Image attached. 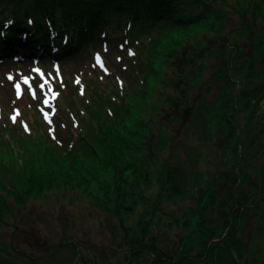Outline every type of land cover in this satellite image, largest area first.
Instances as JSON below:
<instances>
[{"label":"rangeland","instance_id":"374dc122","mask_svg":"<svg viewBox=\"0 0 264 264\" xmlns=\"http://www.w3.org/2000/svg\"><path fill=\"white\" fill-rule=\"evenodd\" d=\"M214 4L225 13L230 24L239 23L232 7L229 11L222 7L225 4ZM258 16L252 33L264 24ZM159 23L154 20L149 26H160ZM130 27L117 32L118 38L125 36L123 40L105 41L98 37L68 57L57 58L50 48L46 50L49 56L41 61L30 56H25V62L19 57L15 60L11 53L0 58V147L12 149V152L0 151L1 168L37 169L49 163L46 162L51 160L49 156L31 160L23 152L24 144L29 146V155H35L36 146L43 143V138L53 151L71 154L68 150L71 138L76 139L75 126L84 113L80 111L78 117L77 111L84 107L90 110L89 104L95 106L97 102L90 100L93 98H100L99 104L112 106L117 99L130 96L133 102L124 122L132 126L118 122L119 134L138 144L136 149L123 151L122 160H115L123 167L118 170L120 173L113 164L112 169L106 167L107 170L94 172L80 184L83 187L52 185L39 197L29 196L23 203L12 202V195L1 190L7 199L0 208L4 219L0 222V228H4L0 237L5 236L3 242L12 241L13 246L30 258L19 259L18 264H145L150 259L147 254L129 258L133 246L126 236L152 241L157 248L173 253L190 228L198 225L214 228L219 218L224 220L227 216L230 227L232 215L238 210L234 176L236 173L238 179L239 164L234 166V152L231 147L226 148L215 118L183 124L186 109L205 108L217 94L206 88L205 83L196 88L192 86L193 80L183 83L179 77L170 78L171 65L176 60L173 56L164 60L165 56L156 50L157 43L151 48L148 71L152 82L139 92L135 71L142 63L135 60V54L142 52L145 44L134 43L139 38L136 33L139 29L135 24ZM241 35L231 34L229 40H236L243 48L249 47L245 45H249L251 38ZM188 43L179 41L175 46L179 55L184 54L178 59L183 64L190 61L184 59ZM212 67V63L205 65V77L201 81L205 82L213 72ZM61 139L62 147L58 143ZM92 163L89 161L87 167H92ZM171 163L180 164L192 175L185 194L180 196L162 194L164 169ZM134 167L138 169L136 172ZM241 192L248 196L245 184ZM127 203L132 205L130 211L122 208ZM245 203L253 206L250 210L243 207L239 210L240 215L243 212L240 227L245 232L244 239L251 240L253 245L260 242L253 232L256 227L253 207L259 204L254 205L253 195ZM5 231L13 239L9 240ZM60 242L65 244L57 250ZM49 255L51 259L46 261ZM241 264H247L245 258Z\"/></svg>","mask_w":264,"mask_h":264},{"label":"trees","instance_id":"16d2710c","mask_svg":"<svg viewBox=\"0 0 264 264\" xmlns=\"http://www.w3.org/2000/svg\"><path fill=\"white\" fill-rule=\"evenodd\" d=\"M214 3L225 4L222 7L226 10L232 7L239 23L236 26L230 24L229 18ZM256 16L264 21V0H234V3L227 0H0V58L11 53L41 61L49 56L46 50L50 48L53 56L68 57L98 37L105 41L117 40V32L135 24L139 38L134 43L145 44L144 50L135 54V60L142 63L135 71L139 92L152 82L148 79V71L152 62L151 48L155 43L156 50L165 56L164 60L172 56L176 60L173 67L171 65L173 73L170 78L179 77L183 83L193 80L192 86L196 88L205 83L206 88L216 92L205 108L186 109L183 124L194 119L209 121L215 118L220 124L226 148L231 147L234 152V166L237 162L239 164L238 179L236 173L234 176L238 210L232 215L229 229L228 216L224 220L219 218L214 228L208 225L190 228L173 253L157 248L152 241L126 236L133 246L129 252L131 260L147 254L150 259L145 264H241L243 258L247 264H264V24L252 33ZM154 20L160 21V26H149ZM241 33L243 37L251 38L249 45H245L249 47L243 48L236 40H229L231 34ZM131 37L133 39V34ZM119 39L123 40L125 36ZM210 39V45L204 47ZM179 41L189 42L184 59L190 61L186 64L178 60L184 56L175 48ZM193 56L197 59H192ZM208 63L213 64V72L204 82L201 79L205 77L204 67ZM186 88L191 91L189 85ZM99 99H90L97 102L95 106L89 104L90 110L84 107L77 111L78 117L80 111L84 113L75 126L76 139L71 138V148L68 149L71 154L53 151L43 138L46 145L36 146L35 155H29V146L24 144L23 152L31 160L49 156L51 160L46 161L49 163L37 169L0 167V208L7 194L12 195V202L23 203L29 196L39 197L45 188H53L52 185L83 187L80 184L91 178L94 172L107 170L106 167L113 164L114 170L120 173L118 170L123 167L115 160H122L125 157L123 151L138 146L132 138L129 140L119 134L118 127V122L125 123L133 101L130 96H124L110 106L99 104ZM124 125L132 126L127 122ZM135 129L132 127V131ZM58 143L61 146L62 139ZM0 148L1 152L12 150L9 147L5 150L4 146ZM89 161L94 162L90 168L87 167ZM136 168H133L135 172ZM191 180L192 175L180 164H167L161 180L162 194L183 195ZM244 184L248 196L253 195L256 200L254 205L259 204V207H253L256 211L253 232L260 242L253 245L251 240L244 239L245 232L240 227L243 212L240 215L239 210L242 207L250 210L253 206L245 203L248 196L241 192ZM131 207L130 203L122 206L127 211ZM2 220L0 214V222ZM0 229L1 232L4 228ZM6 233L9 240L13 239L9 232ZM4 238L0 237V264H18L19 259H30L13 246L12 241L3 242ZM62 244L65 243L60 242L56 249H61ZM49 259L51 255L46 261Z\"/></svg>","mask_w":264,"mask_h":264},{"label":"bare ground","instance_id":"6f19581e","mask_svg":"<svg viewBox=\"0 0 264 264\" xmlns=\"http://www.w3.org/2000/svg\"><path fill=\"white\" fill-rule=\"evenodd\" d=\"M9 56H10V55H9ZM5 58H7V56H6ZM19 58H20V60H21V61H24V60L26 59L25 57H23V56H21V55H20V57H19ZM12 59H15V60H17L18 58H17V56H15V57H14V56H12ZM24 62H25V61H24Z\"/></svg>","mask_w":264,"mask_h":264},{"label":"snow or ice","instance_id":"6c2138e0","mask_svg":"<svg viewBox=\"0 0 264 264\" xmlns=\"http://www.w3.org/2000/svg\"><path fill=\"white\" fill-rule=\"evenodd\" d=\"M44 85L42 84L41 87H43ZM13 120H15V117H13Z\"/></svg>","mask_w":264,"mask_h":264}]
</instances>
